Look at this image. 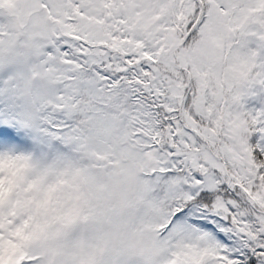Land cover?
Returning <instances> with one entry per match:
<instances>
[{
  "label": "rangeland",
  "instance_id": "374dc122",
  "mask_svg": "<svg viewBox=\"0 0 264 264\" xmlns=\"http://www.w3.org/2000/svg\"><path fill=\"white\" fill-rule=\"evenodd\" d=\"M260 72L264 0H0V124L47 144L33 171L69 166L64 145L112 178L103 189L102 173L84 175L101 190L84 204L104 216L71 215L43 240L9 224L11 173L29 157L0 142V264H238L246 249L264 264L245 118ZM76 94L97 100L93 114L61 129Z\"/></svg>",
  "mask_w": 264,
  "mask_h": 264
},
{
  "label": "trees",
  "instance_id": "16d2710c",
  "mask_svg": "<svg viewBox=\"0 0 264 264\" xmlns=\"http://www.w3.org/2000/svg\"><path fill=\"white\" fill-rule=\"evenodd\" d=\"M257 74H259V71L256 69L253 70L250 73L251 79L253 80ZM261 74L262 79L260 80L259 85L261 87L258 86L256 88L258 92L253 98V100L257 101V106L251 107L252 109L255 108V110L248 108L249 114L245 116L246 123H250L251 119L256 117V122L251 124L252 132H249L251 133V155L257 164L259 176L264 175V72ZM78 95L79 94H76L72 101H75L76 107L79 108L76 109L74 115L75 118L73 119V122L71 121L70 125L68 124V120L66 122L67 125L61 129L67 130L70 126H74L73 124H76V126H82V129H84L83 122L88 120L89 114H93V112H89V108L90 106L95 105L97 100L92 99L87 95L78 98ZM84 105H86L87 108H83ZM50 130L55 132L56 129L51 127ZM0 142L19 149L29 157V164L27 166H23V169L20 171L11 173V189L8 190L7 194L11 197L9 198L12 200L11 205L18 209L13 211L12 207H9V205L6 207L9 214L8 221L11 227L17 228L19 224H22V226L25 227L30 225L32 226L33 231L31 232L33 234L44 232V235H41L43 237L42 239L47 240L46 238L59 234L61 230L66 234L68 233L70 222L69 217L71 215H74V219H77V221H85L87 218L95 219L105 215L103 209L100 208V205L97 206V203L91 206L84 204L85 197L90 195L91 197L88 198L91 200L93 197L92 194L101 191L95 187L90 189L91 184H88L85 181L88 178L85 179L84 175L87 174L88 176H93L96 173H102L105 177V180L101 179L103 189L106 183L109 181L111 182L112 178L105 173V170L98 168V164H104L103 161L95 164L91 162L92 160H90V157H88L87 154H81V152L85 151V147H82V150H70L66 149V146L63 145L62 149L65 152L64 156L66 157V162H68L69 166H61L60 168H63V170L60 172L50 173L52 167L51 162L48 165L39 164L38 168H35L34 171L31 168V165H37L38 162L45 161L46 163L45 158L50 154L48 156H43L42 149H47L48 147L44 142L45 145L43 143L39 144L38 141L29 138L27 134H23L12 126L9 127V124H0ZM48 159L50 158L48 157ZM73 162H76V165H74ZM70 163L73 166H70ZM103 167L107 168L106 165H103ZM43 168L45 171H43ZM48 169H50V171ZM116 169V172H118V168ZM40 170L43 172H40ZM72 174H74L73 182L69 180ZM74 192H76L78 196L76 202H73V199H71V193ZM241 193L243 194L241 196L247 200V192L243 190ZM127 194H129V191ZM2 198L3 196L0 197V199ZM77 203L80 206L77 205ZM191 208L192 206H189L187 203L184 207H178L177 211L180 209L181 211L183 209L184 211H187ZM85 212L89 213L87 218L85 217ZM10 239H13V235ZM246 250L245 256L236 253V258H238L237 263L256 264V256L250 251V249Z\"/></svg>",
  "mask_w": 264,
  "mask_h": 264
},
{
  "label": "water",
  "instance_id": "95a60500",
  "mask_svg": "<svg viewBox=\"0 0 264 264\" xmlns=\"http://www.w3.org/2000/svg\"><path fill=\"white\" fill-rule=\"evenodd\" d=\"M71 1H74V0H71ZM54 16H56V17H57V16H58V13H54Z\"/></svg>",
  "mask_w": 264,
  "mask_h": 264
}]
</instances>
